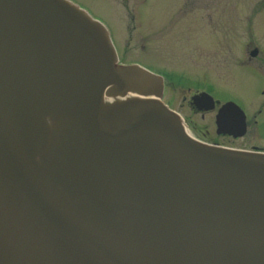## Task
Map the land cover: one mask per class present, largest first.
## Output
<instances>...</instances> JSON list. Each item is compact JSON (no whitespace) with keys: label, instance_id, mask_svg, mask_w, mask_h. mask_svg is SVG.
Returning a JSON list of instances; mask_svg holds the SVG:
<instances>
[{"label":"water","instance_id":"water-1","mask_svg":"<svg viewBox=\"0 0 264 264\" xmlns=\"http://www.w3.org/2000/svg\"><path fill=\"white\" fill-rule=\"evenodd\" d=\"M163 89L71 3L0 0V264H264V153L195 140Z\"/></svg>","mask_w":264,"mask_h":264},{"label":"rangeland","instance_id":"rangeland-1","mask_svg":"<svg viewBox=\"0 0 264 264\" xmlns=\"http://www.w3.org/2000/svg\"><path fill=\"white\" fill-rule=\"evenodd\" d=\"M74 1L109 27L124 63L165 74L163 102L195 138L264 152V0ZM199 92L219 103L193 111L188 102ZM227 101L245 113L242 137L215 133V116Z\"/></svg>","mask_w":264,"mask_h":264},{"label":"flooded vegetation","instance_id":"flooded-vegetation-1","mask_svg":"<svg viewBox=\"0 0 264 264\" xmlns=\"http://www.w3.org/2000/svg\"><path fill=\"white\" fill-rule=\"evenodd\" d=\"M188 106H189V102H188ZM190 107V106H189ZM191 109V108H190ZM193 111H195V109H192Z\"/></svg>","mask_w":264,"mask_h":264},{"label":"bare ground","instance_id":"bare-ground-1","mask_svg":"<svg viewBox=\"0 0 264 264\" xmlns=\"http://www.w3.org/2000/svg\"><path fill=\"white\" fill-rule=\"evenodd\" d=\"M112 34V33H111ZM112 36V35H111ZM116 45V44H115ZM184 127H186V126H184ZM188 130V129H187ZM187 132V131H186Z\"/></svg>","mask_w":264,"mask_h":264}]
</instances>
